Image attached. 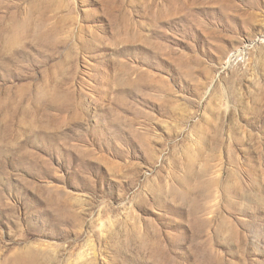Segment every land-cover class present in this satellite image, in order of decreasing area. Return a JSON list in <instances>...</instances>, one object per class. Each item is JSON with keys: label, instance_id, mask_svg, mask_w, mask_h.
<instances>
[{"label": "rangeland", "instance_id": "rangeland-1", "mask_svg": "<svg viewBox=\"0 0 264 264\" xmlns=\"http://www.w3.org/2000/svg\"><path fill=\"white\" fill-rule=\"evenodd\" d=\"M0 264H264V0H0Z\"/></svg>", "mask_w": 264, "mask_h": 264}]
</instances>
